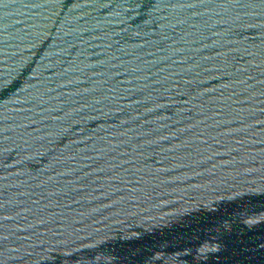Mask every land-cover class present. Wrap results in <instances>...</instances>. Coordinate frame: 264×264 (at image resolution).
Returning a JSON list of instances; mask_svg holds the SVG:
<instances>
[{"label":"water","instance_id":"1","mask_svg":"<svg viewBox=\"0 0 264 264\" xmlns=\"http://www.w3.org/2000/svg\"><path fill=\"white\" fill-rule=\"evenodd\" d=\"M0 264H264V0H0Z\"/></svg>","mask_w":264,"mask_h":264}]
</instances>
